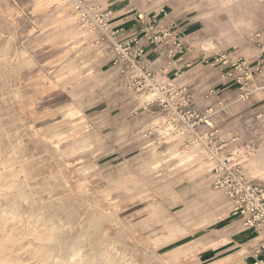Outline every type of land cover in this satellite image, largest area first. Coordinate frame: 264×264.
I'll return each instance as SVG.
<instances>
[{"label":"rangeland","instance_id":"1","mask_svg":"<svg viewBox=\"0 0 264 264\" xmlns=\"http://www.w3.org/2000/svg\"><path fill=\"white\" fill-rule=\"evenodd\" d=\"M81 6L89 10L85 20ZM252 6L0 0V187L11 192L16 183L30 193L18 203L20 216L5 212L4 229L0 220V251L10 264L47 263L44 247L26 245L33 235L13 245L27 232L22 211L31 199L46 205L64 238L48 251L50 261L77 240L92 244L80 247L88 260L115 253L117 264L253 261L259 234L242 225L215 186L228 167L264 182V123H256L264 15L251 14ZM161 7L181 14L177 47L162 38L169 31L157 28L165 20ZM144 10L154 15L151 29L147 22L124 38L126 22ZM131 38L143 50L133 67L113 51V42L123 46ZM151 56L183 62L176 79L160 80L146 60ZM142 71L153 78L147 88Z\"/></svg>","mask_w":264,"mask_h":264},{"label":"built area","instance_id":"2","mask_svg":"<svg viewBox=\"0 0 264 264\" xmlns=\"http://www.w3.org/2000/svg\"><path fill=\"white\" fill-rule=\"evenodd\" d=\"M88 13L89 10L81 6V19H87ZM154 20V15H150L149 29H151V23ZM162 34L163 39L175 44L174 47L179 46L175 34L170 32ZM154 38L157 39L156 36ZM113 51L119 55L121 60L127 61L131 67L135 66L136 60L139 61V57L143 55V50L136 38L129 39L123 46L113 42ZM168 56H173V51L170 50ZM150 75L151 73L148 71L141 73L145 88L150 85V81H153L152 76L149 77ZM211 156H213L212 153ZM215 186L220 188L230 201L232 213L241 219L242 225L254 229L260 236L257 246L253 250L254 259L250 264H264V182L246 179L238 169L228 167L221 169ZM261 256L263 258H260Z\"/></svg>","mask_w":264,"mask_h":264},{"label":"bare ground","instance_id":"3","mask_svg":"<svg viewBox=\"0 0 264 264\" xmlns=\"http://www.w3.org/2000/svg\"><path fill=\"white\" fill-rule=\"evenodd\" d=\"M205 164H206V167L210 166V162H208V161H205ZM6 188L7 187H5L4 189H6ZM4 189L0 187V198L2 201V202H0V220H1L2 229H4L6 222L9 221L8 220L9 216L8 217L3 216V214L5 212L6 213L8 212L9 214L10 213L12 214V217L17 218V216H20V212H21L17 208L18 203L22 199L23 200H25V199L29 200V196H30V193L28 191L22 189L16 183H15V189H12L11 192L3 191ZM31 201L32 202L30 203L27 210L22 211V213L25 214L24 218L27 221V232L25 233V235H19L17 242L13 245H14V247L24 246L25 242L21 241V239L24 237H27L28 235L29 236L33 235L30 238H28L26 245H28V246L33 245L38 250H39V247H41V246L44 247L42 249V251L46 254V257H47V256H49L48 251L51 250V247L54 244L60 245V244L64 243V238H63L61 232L59 231V229L57 228V224L52 220L49 213L47 214L46 212L43 211V209H45L46 205L41 207V205L34 203L33 199H31ZM4 202L7 205L4 206V204H5ZM89 223H91V222H89ZM88 226H89V224H88ZM58 227H59V225H58ZM38 228L42 229V230L44 229L46 231V235H42L43 233L37 232ZM39 236H42V237L39 238ZM48 237L54 238L55 242L53 244L43 242ZM36 240H39V241L37 243H35ZM82 245L87 246L89 250L92 249V246H91L92 244L89 241H86L85 243L82 244V242H79V240H77V243L74 242V243L70 244L71 251L66 256H62V257L60 256L58 260L53 258L52 260L55 259V261H50L46 257L43 259L47 261L46 264H105V261H109L110 262L109 264H117L113 261H119L120 257L116 258L115 253L114 254L113 253H107L106 254L105 252L99 253V256L93 255L91 257V260H88L87 256L89 253H86L85 255L80 254V247ZM55 250H56V248H55ZM2 252L3 251H0V264H10L9 257L7 256V254L2 253ZM124 264H126V263L124 262Z\"/></svg>","mask_w":264,"mask_h":264},{"label":"crops","instance_id":"4","mask_svg":"<svg viewBox=\"0 0 264 264\" xmlns=\"http://www.w3.org/2000/svg\"><path fill=\"white\" fill-rule=\"evenodd\" d=\"M248 2H250L253 5L252 6L253 12H251V14H253V15L256 14V16H259V17L264 15V0H248ZM166 8L167 9H165V7H161L159 9L160 15L164 16L163 18L165 20H163V23L161 21H159V23H157V25H158L157 28L162 30V31L167 30V31H169L175 35L178 34V36H180L182 34L181 33L182 29L184 30L183 26H181L179 23L181 14H179L178 12H175V11L173 12L172 8H170V9H169V7H166ZM150 13H151V11H145L144 10V11H142V14L138 13V15H135L134 19L126 22L127 23V25H125L126 33L123 37L127 38V37H131L133 35L141 33V31H142L141 28L145 27V24H147V22H149L148 21L149 16L152 15ZM127 17L128 16H126V18ZM114 24L118 25L119 23H114ZM120 27L121 28L123 27L122 24L120 25ZM114 30H116V29L114 28ZM117 34L115 35V38L118 37ZM147 36H149V34ZM147 41L148 40L145 39V41L143 40V42H142V45L146 46V48H145L146 54H147V52L151 51V44H148ZM168 45H171V41L168 42ZM263 52H264V41H260L258 43V45H256V57L261 56L263 54ZM165 58L166 59H162L159 56L158 57L157 56H154V57L151 56L149 58L146 57V60L149 63V67L154 69V71H156V76L160 80H162L163 82L166 83L167 81H170L171 79H176L174 77L175 70L179 69V66L183 62L176 63L177 61H176L175 57H172V58L165 57ZM258 61L260 62V60H258ZM154 63H155V66H153ZM168 63H170V65ZM196 68L197 69L199 68L198 64L194 65V70ZM209 74L210 73H208V75ZM262 79H264V71H262V73L260 72L259 74L256 75V81H258V85H259V88L256 90V115L258 116L256 123H264V119L263 120L261 119V116L264 117V81L261 82ZM189 82H190V79H189ZM244 108H247V107H243V109ZM256 246H257V244H256ZM260 258H263V256H261Z\"/></svg>","mask_w":264,"mask_h":264}]
</instances>
